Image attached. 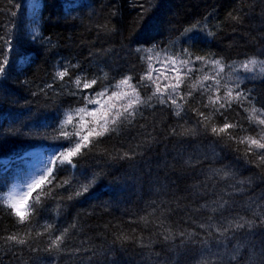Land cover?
<instances>
[{
  "label": "trees",
  "instance_id": "trees-1",
  "mask_svg": "<svg viewBox=\"0 0 264 264\" xmlns=\"http://www.w3.org/2000/svg\"><path fill=\"white\" fill-rule=\"evenodd\" d=\"M26 1L0 0V36L14 38L15 46L7 75L0 78V193L25 168L27 151L47 148L58 155L68 143L59 135V126L70 109L83 106V101L68 94L76 90L72 83L76 75L92 78L107 73L97 90L126 75L137 83L154 46L161 55L175 56L189 49L193 57L222 59L234 68L249 57L264 60V0H153L154 7L143 18L133 5H147V0H36L40 8L32 14ZM229 13L241 19L233 20ZM193 25L196 29L185 35L184 30ZM37 28L44 39L33 41ZM25 57L30 58L28 63H22ZM66 63L79 67L70 68V76L61 81L56 72ZM203 71L215 74L217 69L209 64ZM202 75L194 71L181 88L191 90ZM253 75L225 68L221 82L251 90L256 106L262 107L264 74L257 68ZM206 83L215 87L211 80ZM48 84L52 87L46 88ZM152 91L140 88L142 96ZM212 94L196 92L190 103L208 113L210 108L202 105ZM150 103L152 107L141 108L142 114L119 135H106L88 155L74 158L75 169L60 166L56 179L44 188L52 189V195L41 197L43 206L29 222L18 224L0 205V236L19 233L26 239V244L14 246L0 240V264H221L213 253L218 247L224 249L215 232L209 235L210 226L240 215L256 219L249 205L262 202L264 170L245 162L246 145L206 134L190 110L181 119L155 98ZM230 117L248 131H229L255 135L252 130L257 125L249 124L242 108L233 104ZM213 119L218 124L223 120ZM173 128L192 131L177 136L171 134ZM236 147L241 151H233ZM124 153L130 158H121ZM2 159H9V164ZM225 169L231 175L224 177ZM92 177L95 182L89 191L75 196L85 178ZM65 179L71 183L53 188ZM240 188L243 191H237ZM224 201L228 202L224 209L211 211ZM47 225L52 227L45 232ZM64 229L68 232L60 250H49L51 239ZM255 231L257 241L264 239V225ZM255 253L245 241L240 264H260L259 248Z\"/></svg>",
  "mask_w": 264,
  "mask_h": 264
},
{
  "label": "snow or ice",
  "instance_id": "snow-or-ice-1",
  "mask_svg": "<svg viewBox=\"0 0 264 264\" xmlns=\"http://www.w3.org/2000/svg\"><path fill=\"white\" fill-rule=\"evenodd\" d=\"M134 7L140 8V16L143 18L147 12L154 7L153 0H147V5L144 3L134 4ZM34 9H39V4H33ZM116 15L114 11L112 13ZM15 15V13H13ZM231 19L239 21L241 18L237 15L229 13ZM42 19V17H41ZM196 29L193 25L191 28H186L184 34L187 35ZM209 36L214 33L209 32ZM44 39L41 36L40 28H37L32 36L33 41L37 39ZM0 78L7 75L9 70L12 54L15 51L14 38H5L0 36ZM137 51H141L137 49ZM149 57L147 62V69L141 74L139 81L133 83V76L126 75L115 84L110 86L100 87L98 90L96 86L100 80H107V73L103 77L94 76L89 78L86 74L76 75L72 83L75 85V91H69V95L77 97L78 101H83V106L70 109L65 114V119L59 126V135L64 138L68 143L62 145V150L59 154H53L46 162L45 168L39 173L38 177L34 178L31 182H28L26 187L27 191L22 189L16 191H10L8 193H0L3 197L0 200V205L9 209L8 215L15 216L18 224H26L29 222L31 216L35 214L40 207L43 206L42 196H51L52 189L44 191L47 184H52V181L56 179L55 171L62 165L68 164L73 169L77 167V163L74 158L88 155L98 146V142H101L102 138L106 135L116 133L119 135L128 125H132L136 116L140 113V109L143 107H152L150 101L154 98L160 105L164 107H171L173 112L171 114L181 119L187 115V111H191L198 119L196 125L202 127L206 134H211L216 137H225L227 140L232 141L237 145H246L243 150V158L246 163H254L256 167L264 170V106H256V97L252 94L251 90H240L239 83L235 84V87L229 88L226 84H222V74L225 68H231L233 71H245L255 73L257 68L264 74V60L257 57H249L246 60L240 62L237 67H233L231 64H225L222 59H213L212 57L195 56L193 57L189 49H184L181 54L170 56L167 53L161 55L160 51L149 49ZM154 52V55L152 53ZM29 57H25L22 63H28ZM155 59L165 68L168 73L175 72L174 77H170L173 82L163 85L160 84V78L163 73H160L158 69L154 68L151 61ZM199 63V67H195ZM235 63V62H233ZM211 64L217 71L215 74L204 72L203 69ZM79 65L66 63L62 70L56 72V78L63 81L65 77L70 76V68H78ZM202 72V76H197L195 83L191 85V90L184 91L181 88L182 84H185L186 80L192 79L193 72ZM248 78V77H246ZM211 80L215 85L213 88L206 82ZM147 81V83H145ZM46 88H51L52 85H45ZM140 88H153L151 95L142 96ZM222 88L227 90L223 95H219ZM44 89H41L43 91ZM86 90H93L88 92ZM211 90L212 95H208V103L203 104L202 107L210 108L208 113H204L199 108L194 107L190 100L194 99V93L199 92L201 96L208 93ZM83 93V95H81ZM35 95V93H34ZM111 102V103H109ZM196 103H200L196 100ZM233 104L237 105V108H242L248 113L249 124L257 125L256 129L252 131L255 135H237L234 131L239 128L241 132H247L239 121L233 120L230 117V112L233 110ZM89 105H96V108L90 109ZM187 105V109L185 108ZM183 114V115H182ZM220 116L223 118L222 123H216L213 117ZM85 117L93 118L89 123L93 126L89 127L85 122ZM78 121V122H76ZM72 125L71 130L68 128ZM183 128V125L180 126ZM191 129H184L183 131H177L173 128L171 130L172 135H187L191 132ZM75 137V138H74ZM233 151L240 152L241 149L236 147ZM129 157L128 153H124L121 158ZM249 157H255V160L249 159ZM239 158V157H238ZM218 172L220 170H217ZM231 173L225 169L223 170V176L227 177ZM95 182V177L85 178V182L75 191V196H82L89 191ZM71 183L70 180L58 181L53 188H62L65 185ZM239 183L244 184V181ZM250 183V181H249ZM237 191H243V188L237 189ZM36 193L33 198V193ZM69 196V199H72ZM31 201V202H30ZM260 203L252 201L249 205L253 210L256 219H246L245 216L240 215L239 218L227 219V223L213 224L211 225V232L217 234V244L222 245L224 251L221 252L218 247L216 252L213 253L221 261V264H240V250L244 246L246 241L247 247L253 250L255 255V249L259 248L260 264H264V239L257 241L256 228L264 225V197L261 198ZM227 201L219 204L218 208H212L211 211L218 212L225 208ZM201 207H207L202 205ZM142 220L147 222L146 217H142ZM211 219V217H210ZM51 225H47L44 229L45 232L51 230ZM204 228L206 225H201ZM68 229H64L59 235L51 239L50 248L60 250L63 244L64 237L66 236ZM243 233L244 236L238 234ZM41 235V233H36ZM181 235H184L181 233ZM189 236L192 234H188ZM121 239L127 240L128 237L122 236ZM0 240H3L7 245H24L26 239L20 237L19 233H13L6 237L0 236ZM236 243H233V242ZM35 251V249H33ZM209 252L212 250L209 249ZM210 264V262H205Z\"/></svg>",
  "mask_w": 264,
  "mask_h": 264
},
{
  "label": "rangeland",
  "instance_id": "rangeland-1",
  "mask_svg": "<svg viewBox=\"0 0 264 264\" xmlns=\"http://www.w3.org/2000/svg\"><path fill=\"white\" fill-rule=\"evenodd\" d=\"M33 4H36V0L31 2V6ZM152 64L154 68L159 70L160 73H163L159 81L162 88H163V85L173 82L170 77H174L176 74L175 72H171V73L166 72L165 68L162 67L161 64L157 61ZM88 107L92 109V108H96L97 106L90 105ZM92 119L93 118L91 117H85V122L86 124H88L89 127L93 126L89 123ZM26 155L27 157H29V160L25 164V170H24L25 175L20 177L21 179L18 180V182L14 184V186L12 187L10 191H16L20 189H22L23 191H27V187H26L27 183L31 182L34 178L38 177L39 173L45 168L46 162L48 161L50 157V154L46 153V155H43L41 151H37V150L27 153Z\"/></svg>",
  "mask_w": 264,
  "mask_h": 264
},
{
  "label": "bare ground",
  "instance_id": "bare-ground-1",
  "mask_svg": "<svg viewBox=\"0 0 264 264\" xmlns=\"http://www.w3.org/2000/svg\"><path fill=\"white\" fill-rule=\"evenodd\" d=\"M27 2V1H26ZM26 5V4H25Z\"/></svg>",
  "mask_w": 264,
  "mask_h": 264
}]
</instances>
